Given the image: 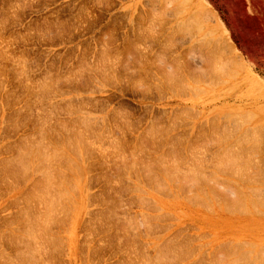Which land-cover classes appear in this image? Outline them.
Returning a JSON list of instances; mask_svg holds the SVG:
<instances>
[{"label": "rangeland", "instance_id": "obj_1", "mask_svg": "<svg viewBox=\"0 0 264 264\" xmlns=\"http://www.w3.org/2000/svg\"><path fill=\"white\" fill-rule=\"evenodd\" d=\"M243 118L246 119L243 120ZM79 121L83 123H79ZM82 127L90 131H85V135L82 134L83 132L80 133L83 135L82 137L87 135L86 140L89 137L88 142H85V139L81 140V135L73 134L78 130L80 132L84 131ZM90 128L93 129L90 130ZM221 129L223 130L221 131ZM44 130H46L45 135L42 134ZM153 131L154 133H152ZM67 132L69 134L73 133L69 136ZM66 136L70 137L73 142L68 140L67 144L65 141L69 138L65 139ZM96 136L99 137L96 138ZM75 138L83 143L85 142V144L82 142L78 144L80 141L75 140ZM33 139L35 143L37 142L36 145L33 144ZM38 139L43 142L45 140L44 143L47 140L48 143L50 142L56 147L47 143L48 145L45 144L47 147L42 146L43 150L40 147L41 145L38 144L40 142ZM61 139L65 140L62 141ZM56 140L59 143L58 146L61 145L60 150H55L57 148ZM29 142L33 145H31L32 147ZM43 142H40V144H43ZM70 142L72 146L69 145ZM263 142L264 0H0V176L2 175L0 177V263L3 262L2 257L7 261L3 262L4 264H28L30 260H35L38 256V258H41V247L45 248L46 252L51 250L52 243L50 240L52 241V238L49 236H51L50 233H54L53 236H55L57 231L56 236H58L59 242L61 239L62 244L57 241L56 236L53 237L56 244L54 246L59 247V244L61 246L59 247V253L54 251L56 256L58 254L59 257H54L55 264H164L163 261L165 264H170L171 261V264H176V262H178L177 264H213L214 261L217 264V260L220 263L222 260L225 262L224 256L226 255L230 256L228 259H231V256H238L236 260L234 259L235 261L230 260L234 264H243L242 261L249 256L251 257L250 260L248 259L251 262L250 264H264V207L260 206L261 204L264 205ZM73 143H76V146ZM238 143L240 144L238 145ZM51 145L55 147L52 151H57L55 156L56 154L57 157L59 156L58 151H61L63 147L66 150L63 151L66 153L71 152L70 156H67L64 152V158V153L61 151V154H63L59 156L61 158L58 159L61 160L58 161L57 157H53L54 153L51 152ZM65 145L68 146L65 147ZM80 145H83V147ZM241 145L245 146L242 147ZM29 146L31 148L35 146L34 148L37 149H34V153L32 152L34 155L25 154L31 151L28 152ZM38 147L44 152H41ZM67 147L70 151L67 150ZM72 147L75 148V150L73 148L74 151ZM20 148L24 150L23 153L20 151L22 154L19 152ZM169 148L175 149L174 155L176 157ZM168 149L170 152H168ZM247 149H249V152H247ZM35 151L40 152L35 155ZM45 151H48L47 154L52 153L51 158ZM78 151L80 155L77 154ZM40 153L46 154L49 160L46 158L47 160L43 159L44 161H42L41 158L44 157ZM170 153L174 159H178L176 162L178 164L171 166V168L174 167L173 169L169 168L170 163L171 165L176 163H172ZM14 154L20 155L15 156ZM160 154L163 156V159L160 160H163L162 162L167 161L168 165L164 164L168 168L163 163L162 168L158 166L161 164V161H158L159 158H162L159 157ZM24 155L28 156L27 160L30 158L33 164L36 160L35 165L27 161ZM164 155L168 156L170 163L168 158L165 157L167 160L164 158ZM234 156H241L239 159H242H235ZM20 157L25 158V160L21 159L23 160L22 164L27 161L29 166L27 164L24 166L30 169L26 174L29 178L25 177L26 181L23 177L20 180L18 178L21 176L17 172L19 171L18 168L23 166H17L20 165ZM69 157L72 159L78 157L77 160H79H75L76 162L80 161L78 164L81 169L77 167L76 162L70 161ZM156 157L157 159H155ZM37 158L40 161H37ZM11 159L14 162L10 161ZM65 159L70 163L67 164V160L64 161ZM242 160L247 162L250 160V162L244 164ZM63 161L66 162V165ZM140 161L143 166L140 165ZM38 162L40 165L45 164L44 167L37 165ZM238 162L239 165L242 163L248 167H243L242 164L230 167L231 169L234 168L233 170L228 167L231 166L230 164L234 165ZM53 163L56 166L54 169L64 170L60 174L66 176V178L64 176L63 178L67 179V182L59 177L61 175L58 174V171L54 174ZM72 163H75L76 166ZM144 163L145 165L148 164L147 167L144 166ZM12 164L15 167L17 166L16 170ZM46 164L49 165L47 168L45 167ZM69 164L72 165V168ZM8 165L11 170L14 168L17 177L11 174V179H8L10 174L5 171L9 169ZM57 165L62 169H58ZM68 165L70 169L76 167L77 170L76 168L71 170L72 174L70 170L66 169ZM164 166L167 170L170 169L168 170L171 172L170 174H176L178 178L175 177L176 175L173 178L172 175L173 182H171L172 179H168L169 172ZM195 166L198 170L201 169L202 174L200 176L205 175L208 177L207 175H209L212 178L209 179L208 177L205 180V176L203 178L197 175L200 172L197 173L198 170ZM217 166L218 168H216ZM34 167L36 173H33L35 171ZM48 167H51L52 171H50L53 172H50V174H53V177L55 175L56 179L60 178L63 182L61 181L62 184H58L55 178H50V181L54 180L57 185H60L58 188L61 192H63V189H68L66 193H69L70 188L71 194L75 193V195L71 196L72 198L70 195H64L68 196L66 199L69 198V200L77 196L75 199H77L78 204L67 205L65 202H70L66 201L55 183L54 185L51 184L52 194L55 195L54 198H52V194L50 195L52 199L48 195L50 193L47 194L43 190L44 188L38 190V184L43 181L46 185H43V183V187H48L46 182L50 181H47V178H49L47 176H45L46 182L42 180L38 183L41 180L39 177H44L46 173H43L49 169ZM191 167L192 170H190ZM37 168H46L42 173L43 175L41 174L42 176L38 173L40 171L37 172ZM146 168L151 172L149 170L147 172ZM241 168L242 173L240 174ZM141 169L145 175L142 174ZM134 170L137 175L134 174ZM163 170L168 172L167 175ZM173 170L174 173H172ZM74 171H76V174L78 171V176L81 175L80 178L77 176L76 181L79 180V184L76 183V186H78L75 187V190L72 187L75 185L73 184L75 179L72 183V180L70 181L72 177L75 178L74 176H76ZM184 171L187 173L192 172L188 173L187 176ZM245 171L248 174L250 173L247 174L248 177L244 173ZM261 171L263 175L260 173ZM25 172L27 173V170ZM56 173L59 178H57ZM192 174L195 176L194 183L190 181L193 178ZM216 174L218 177H216ZM161 175L167 177L163 178ZM253 175L256 177L254 178ZM243 177H247V179L245 180ZM37 178L38 180H36ZM176 178L177 180H174ZM196 178L200 179L197 180ZM34 179L37 181L34 185L36 188L38 186V192L43 190L41 195L38 194L41 196L40 199H42L43 194L42 201L44 198H49L48 201L53 199L59 201L60 199L61 205L65 204L68 207H63L64 210L61 209L59 212L60 215L66 210L67 213L68 209L73 210L71 213L72 218L70 210L69 215L65 213L68 216H66L67 219L70 220L71 218L68 225V220L62 217L65 214L61 217L59 214L57 215L58 218L62 219L61 223H59L60 219L54 217L49 221V217H52L50 208L53 211L56 204L52 207L47 200H44L48 203L46 206H51L47 211L50 212L47 213L50 216L45 220L49 225L47 228L52 229V224L50 226L48 221L53 223L54 228L53 231L44 228L47 232L46 235L49 234L48 237L51 238L50 240L47 239L49 243H46V239L43 240L48 238L45 237L43 224H40L42 227L38 224L37 229L34 226L38 221L41 223L40 220L35 219L37 216L39 217L38 214L45 213L40 208V202H38L39 204L36 203L38 199L34 200V197H38L35 192L36 189H33L35 186L32 185ZM11 180L15 185L13 186L17 188L19 186L22 192L19 191V188H10L12 185ZM15 180H17L16 184L14 183ZM68 180L73 189L68 184V187L65 186V182L68 183ZM178 180H180V183H174ZM22 181L25 183L23 184ZM247 181L251 182L248 183ZM50 183H53V181ZM224 183H227L229 190ZM8 184L9 189L6 186ZM201 184L204 186L200 189ZM215 184L220 189L217 186L215 187ZM53 186L64 199L60 194L57 196L61 198H58L57 193H53L56 190ZM64 186L67 189L62 188ZM180 186L183 187L180 188ZM137 187L138 189L141 187L140 192H138ZM211 187L217 188V190L213 188L215 192L211 190L217 196L213 194L212 197L211 191H208V189H212ZM235 187L234 191H237L239 187V193L234 192L235 198L238 199V194L239 196L240 194L243 195V192L245 195L242 196V198H245V202L242 200L245 205L244 208L249 211H244V205H241V203L239 204L242 207H238L240 205L234 206L237 203L235 201L234 204L226 202V199L227 201L234 199L232 189ZM248 188L252 190H248ZM27 189L30 192L34 190L36 196L32 192L31 194L34 197L29 194ZM17 190L19 192H16ZM241 190L243 191L241 192ZM24 194H27L26 198L31 197L29 200L33 199L32 201L36 205L38 204L39 208L32 201H29L32 206L27 203L26 208H24V203L27 202L23 196ZM196 194L198 195L197 199L194 197ZM189 195L190 197H188ZM252 195L256 196H254V202L255 200L259 202L260 198L263 199V202L261 201L259 205L258 202L254 203L257 207L252 205L254 210L250 205L251 201V204H253ZM11 196L14 199H10ZM223 196H226V199ZM230 196L233 199H230ZM191 197H194V201ZM207 197H210V199L208 200ZM214 197L217 199L214 200ZM242 198H239L238 202ZM18 199L21 200H19L20 203L17 202ZM237 199L234 200L237 201ZM199 200L201 203H199ZM54 201L51 202L52 205ZM60 201L59 203H61ZM196 201L197 203L194 204ZM206 201H209L208 204H206ZM192 202L193 204H191ZM204 202L206 203L204 204ZM59 203L58 205H60ZM226 203L233 206V209L231 206V208L227 207ZM20 205L23 209L32 212L24 211L25 216L29 213V216H35V218L28 217V215L25 217L22 214V208L21 211L18 209ZM27 205L30 207H27ZM61 205L58 206L57 210L60 209ZM32 207L38 208L41 212H38V209L35 208L32 210ZM223 207H226L225 209L229 208L230 212L225 211ZM235 208L239 213L236 212L237 210L234 211ZM241 208L244 213L240 211ZM57 210L54 209L53 214ZM35 212L37 214H34ZM42 213L41 215H44V218L48 216L45 215L46 213ZM21 215H23V219H21ZM24 217L32 218L36 222L30 220L31 223L28 224L29 219L25 220ZM38 217L37 219H42L43 222V217ZM151 218L159 219L154 221L153 225L155 222L156 225L158 224L156 227L153 226L154 229L153 227L148 229L146 225ZM10 219H12L11 222H9ZM20 220H24L23 223ZM6 221H8V224H6ZM57 221L58 225L56 226ZM62 223H66V226H61ZM30 224H34L32 227L35 229H30L31 238L33 239L34 236H37L34 237L36 239L40 238L39 242H35V244H39L38 246L41 249L40 255L37 252L39 248L28 237L30 234L26 236V233L22 231L25 229L24 226ZM6 225L11 226L12 230L9 231V227ZM14 225H17L18 228ZM2 228H4L3 231ZM55 228L61 229L58 232ZM16 230L19 231L18 234L21 232L22 236L25 234V238H22L21 241L20 235L17 238L14 237V232L17 235ZM25 230L27 231V229ZM36 230L40 231H38L39 234L43 233L39 235ZM47 230H50V233ZM35 231L36 234L32 237V233H35ZM64 231L69 233L67 234ZM8 235L11 236V239L9 237L7 239ZM12 238L20 241V244ZM24 239L31 241L26 243L28 240H25V244L23 243ZM64 240L67 242L65 243ZM166 242L178 245L185 242V244H189V250L187 249L184 257L175 258L173 252L169 255L168 252L170 251L166 250ZM30 243H32V247L36 246L37 251L33 250L34 248L32 250L37 254L31 252L35 256L33 255L32 259L27 258L26 260L25 255L22 256L24 253H21L20 250H25L26 254L31 248L28 245ZM237 243L239 247L243 244L240 249L245 251L239 252ZM22 244L25 246H22ZM154 244L156 245L154 246ZM223 245H227V248L219 249ZM157 246L161 249L158 250ZM232 248L235 252L234 250L231 251ZM27 249L28 251H26ZM236 249L238 251L237 256ZM162 250L167 253L165 259ZM30 251L28 254H30ZM43 251L42 260L45 258ZM220 251H223V253H221L222 255L219 254L218 259V254L217 257L214 254ZM16 252L19 253V256ZM54 252L53 255H55ZM157 252H159V256L162 255V261L161 259L158 260L160 257ZM241 252L246 256L245 258H240L239 253L243 255ZM246 252H250V254L245 255ZM225 253L227 254L225 255ZM230 253H235V255ZM20 255L24 261L19 259V257L21 258ZM211 256L216 257V259L211 258ZM155 257H158L157 260L155 259L157 262L159 261L158 263L154 260ZM169 257L174 258L169 261L170 263L166 262ZM7 258H11L13 261ZM57 258L60 261L56 260ZM178 260H181V263ZM45 261L47 262L46 258ZM244 261L245 264L249 263L247 260ZM30 262L29 264L32 263ZM219 262L218 264H220ZM230 263L228 262V264ZM225 264L227 263L225 262Z\"/></svg>", "mask_w": 264, "mask_h": 264}, {"label": "bare ground", "instance_id": "obj_2", "mask_svg": "<svg viewBox=\"0 0 264 264\" xmlns=\"http://www.w3.org/2000/svg\"><path fill=\"white\" fill-rule=\"evenodd\" d=\"M224 39H226V38H224ZM221 46H222V45H221ZM231 52H232V51H231ZM178 69H179V68H178ZM216 70H217V69H216ZM216 70H215V71H216ZM220 71H221V70H220ZM180 74H181V73H180ZM190 75H191V74H190ZM190 75H189V76H190ZM170 76H171V75H170ZM183 77H184V76H183ZM187 77H188V76H187ZM188 78H189V77H188ZM176 81H177V80H176ZM250 116H252V115H250ZM85 118H87V117H85ZM85 118H84V119H85ZM249 118H251V117H249ZM244 119H246V118H243V120H244ZM81 120H82V118H81ZM87 120H88V119H87ZM85 121H86V120H85ZM85 121H84V122H85ZM245 121H246V120H245ZM80 122H81V121H79V123H80ZM87 122H88V121H87ZM81 123H83V122H81ZM91 123H93V122H91ZM243 123H245V122H243ZM88 125H89V124H88ZM224 125H225V124H224ZM82 126H85V125H82ZM89 126H90V125H89ZM89 126H88V127H89ZM80 127H81V126H80ZM235 127H236V126H235ZM62 128H63V127H62ZM66 128H67V127H66ZM84 128H85V127H82V129H84ZM86 128H87V127H86ZM156 128H157V127H156ZM254 128H255V127H254ZM82 129H81V130H82ZM92 129H93V128H92ZM92 129L90 128V130H92ZM101 129H102V128H101ZM224 129H225V128H224ZM252 129H253V128H252ZM71 130H72V129H71ZM76 130H77V129H76ZM87 130H88V129H84V131H81V132H80L79 130H78V131H75V130H74L75 132H74V133L71 132V133H73V134H75V135H79V136L81 135V137H82L83 135L86 134V133L84 134V132H85V131L87 132ZM222 130H223V129H221V131H222ZM243 130H244V129H243ZM45 131H46V130H44V132L42 131V132H43L42 134L45 135ZM88 131H89V130H88ZM150 131H151V130H150ZM217 131H218V130H217ZM261 131H262V130H261ZM48 132H49V131H48ZM69 132H70V131H69ZM82 132H83V133H82ZM89 132H90V131H89ZM92 132H93V131H92ZM92 132L90 133V135L92 134ZM218 132H219V131H218ZM244 132H245V130H244ZM39 133H40V132H39ZM67 133H68V132H67ZM71 133H70V134H71ZM78 133H79V134H78ZM80 133H82L83 135L80 134ZM93 133H94V132H93ZM95 133H96V132H95ZM97 133H98V131H97ZM152 133H154V131H153ZM152 133H151V134H152ZM257 133H258V131H257ZM68 134H69V133H68ZM70 134H69V136H70ZM73 134H72V136H74ZM87 134H88V133H87ZM209 134H210V133H209ZM211 134H212V133H211ZM254 134H255V131H254ZM66 135H67V134H66ZM90 135H89V136H90ZM152 135H153V134H152ZM224 135H226V134H224ZM249 135H250V134H249ZM64 136H65V135H64ZM79 136H78V137H79ZM86 136H87V135H86ZM86 136H85V137H86ZM226 136H227V135H226ZM42 137H44V136H42ZM74 137H75V136H74ZM81 137H79V138H81ZM85 137H82L81 140H83V139L86 140ZM98 137H99V136H98ZM98 137L96 136V138H98ZM151 137H152V136H151ZM259 137H260V136H259ZM35 138H36V137H35ZM40 138H41V136H40ZM40 138H39V139H40ZM62 138H63V136H62ZM67 138H69V139H67ZM88 138H89V137H87V140H88ZM251 138H252V137H251ZM31 139H32V138H31ZM39 139H38V140H39ZM46 139H47V138H46ZM55 139H56V138H55ZM65 139H67V140L65 141V142L67 143V142H69L68 140H70V137H67V136H66ZM65 139H63V140L61 139V140L64 141ZM72 139H74V138L72 137ZM77 139H78V138H77ZM77 139L75 138V140H77ZM253 139L255 140L254 137H253ZM27 140H28V139H27ZM75 140H74V142L78 143L77 141H78L79 139H78L77 141H75ZM85 140H84V141H85ZM87 140H86L85 142H88L90 139H89L88 141H87ZM99 140H101V139H99ZM153 140H154V139L152 138V141H153ZM23 141H24V140H23ZM25 141H26V140H25ZM29 141H30V140H29ZM36 141H37V139H36ZM39 141H40L41 143L43 142V141H41V140H39ZM39 141H38V142H39ZM70 141H71V140H70ZM79 141H80V140H79ZM116 141H117V140H116ZM27 142H28V141H27ZM40 142H39L38 144L41 145L40 147L44 150V148H43L42 146L47 147L45 144H47L48 142H47V140H46V143H44V142H45V140H44L43 144H40ZM53 142H54V141H53ZM56 142H57V140H56ZM60 142H61V141H60ZM71 142H73V140H72ZM71 142L69 143L70 146H72ZM81 142H82V141H80L78 144H81ZM85 142H84V143L82 142V143L85 144ZM253 142H254V141H253ZM261 142H262V141H261ZM36 143H37V142H36ZM36 143L34 142V139H33V144L36 145ZM54 143H55V142H54ZM62 143H63V142H62ZM76 143H73V144L75 145ZM163 143H164V142H163ZM173 143H174V142H173ZM176 143H177V142H176ZM176 143H175V144H176ZM178 143H179V142H178ZM240 143H241V142H240ZM240 143H238V145H239ZM263 143H264V142H263ZM29 144H30V146L32 145L31 142H29ZM48 144H52V143L49 142ZM48 144H47V145H48ZM58 144H59V143L57 142V144H56V145H57V148H56L55 150H57V149L60 150L61 145L58 146ZM64 144H65V143H64ZM67 144H68V143H67ZM78 144H77V145H78ZM251 144H252V143H251ZM26 145H27V143H26ZM26 145H25V146H26ZM52 145H54V144H52ZM52 145H51V147H52ZM74 145H73V146H74ZM112 145H113V144H112ZM163 145H164V144H163ZM30 146L28 147V149L30 148L29 150L26 148V150H28V152L31 150L29 153H25V154H27V155H28V154L31 155L32 152L34 153V149L37 150L36 148H34L35 146H34L33 148H31L33 145H32L31 147H30ZM54 146H55V145H54ZM63 146H64V145H63ZM66 146H68V145H65V147H66ZM70 146H69V147H70ZM75 146H76V145H75ZM75 146H74V147H75ZM80 146H81V145H80ZM90 146H91V145H90ZM116 146H117V145H116ZM171 146H172V145H171ZM173 146H174V145H173ZM241 146H242V145H241ZM243 146H245V145H243ZM243 146H242V147H243ZM252 146H253V145H252ZM22 147H23V149H25L24 146H22ZM26 147H27V146H26ZM36 147H37V146H36ZM40 147H38V148H40ZM55 147H56V146H55ZM55 147H52V148H51V152L54 153L53 157H57V154H56V156H55V153H57V151L53 152ZM74 147H72V150H73ZM77 147H78V146H77ZM77 147H76V148H77ZM81 147H83V145H82ZM81 147H80V150H81ZM84 147H85V146H84ZM120 147H121V146H120ZM137 147H139V146H137ZM144 147H145V146H144ZM174 147H175V146H174ZM176 147H177V146H176ZM238 147H239V146H238ZM253 147H254V146H253ZM253 147H252V148H253ZM41 148H40V150H41ZM93 148H94V147H93ZM191 148H192V147H191ZM240 148H241V147H240ZM23 149L20 148L19 152L22 151V153H23V151H24ZM46 149H47V148H46ZM70 149H71V147H70ZM83 149L85 150V148H83ZM86 149H87V148H86ZM90 149H91V148H90ZM96 149H97V148H96ZM117 149H118V148H117ZM122 149H123V148H122ZM148 149H149V148H148ZM169 149L171 150V153H173V155H174V153H175V149H173V148H169ZM169 149H168V150H169ZM189 149H190V148H189ZM26 150H25V151H26ZM32 150H33V151H32ZM49 150H50V148H49ZM52 150H53V151H52ZM63 150H65L64 147H63V149H61V151L64 153L66 150H65V151H63ZM67 150H69L68 147H67ZM72 150H71V151H72ZM74 150H75V148H74ZM74 150H73V151H74ZM88 150H89V148H88ZM92 150H93V149H92ZM133 150H135V149H133ZM170 150H169L168 152H170ZM230 150H231V149H230ZM243 150H244V148H243ZM243 150H242V151H243ZM247 150H248L247 152H249V149H247ZM255 150H256V148H255ZM61 151H58L59 156H62V154H63V153L61 154ZM69 151H70V150H69ZM76 151H77V150H76ZM76 151H75V153H76ZM128 151H129V150H128ZM154 151H155V150H154ZM19 152H18V153H19ZM37 152H38V151H37ZM37 152L35 151V155H36ZM39 152H40V151H39ZM39 152H38V153H39ZM41 152H44V151L41 150ZM46 152H48V151H45V153H46ZM59 152H60V153H59ZM78 152H79V151H78ZM129 152H130V151H129ZM140 152L142 153V151H140ZM168 152H167V154H168ZM235 152H236V151H235ZM255 152H256V151H255ZM255 152H254V153H255ZM16 153H17V152H16ZM22 153L20 152V154H22ZM52 153H50V154L48 153L49 155H48L47 153H46V154L50 157V155L52 156ZM65 153H66V152H65ZM65 153H64L63 157L65 156ZM70 153H71V152H70ZM70 153L67 152L66 155H67V156H68V155L70 156ZM81 153H82V150H81ZM87 153H88V151H87ZM171 153L169 154V156L171 155ZM177 153H178V151H177ZM227 153H228V152H227ZM20 154H16V155L19 156ZM40 154H42V156L44 157V158H41L42 156L40 157V158L42 159V161H44L43 159H45V160L48 159V160H49V158L46 157V154H45V155H44L43 153H40ZM73 154H74V153H73ZM77 154L80 155V152L77 153ZM84 154H85V153H84ZM138 154H139V153H138ZM163 154H164V153H163ZM167 154H166V155H167ZM225 154H226V153H225ZM229 154H230V153H229ZM239 154H240V153H239ZM14 155H15V154H14ZM16 155H15V156H16ZM32 155H34V154H32ZM37 155H39V154H37ZM74 155H76V154H74ZM74 155H73V156H74ZM79 155H77V156H79ZM82 155H83V153H82ZM130 155H132V154H130ZM155 155H156V154H155ZM173 155H171V157H172ZM226 155H227V154H226ZM226 155H225V156H226ZM230 155H231V154H230ZM234 155H235V154H234ZM240 155H241V154H240ZM249 155H250V154H249ZM252 155H253V154H252ZM255 155H256V154H255ZM255 155H254V156H255ZM10 156H11V155H10ZM15 156H14V157H15ZM24 156H25V158H26V160H27V159H28V158H27L28 156H26V155H24ZM24 156H23V157H24ZM59 156L57 157V160H58V161L61 160V159H58V158H61V157H59ZM73 156H72V158H73ZM134 156H135V154H134ZM177 156H178V155H177ZM232 156H233V155H232ZM23 157H20V159H19L21 162H19V160H17V161L20 163V165H17V166H21V165L24 166L25 164L28 165V162H27V161H30L31 159L29 158V160L24 161L25 164H22V163H23L22 161L25 160V158H23ZM29 157L32 158L33 156H29ZM36 157H37V156H36ZM63 157H62V158H63ZM79 157H81V156H79ZM152 157H153V156H152ZM154 157H155V156H154ZM159 157H162V158H159ZM159 157H158V158H159L158 161H161V164L158 165V166H161V168H162V165H163L164 163H165L166 165H168V164H167V163H168L167 161H166V162H162L163 160H160V159H163V156H162L161 154H160ZM165 157H166V156L164 155V158H165ZM171 157H170V159L172 160V163H173V162L176 163V162L178 161V159H177V160H176V158L174 159V157H176L175 155H174V157H172V158L174 159V161H173V159H172ZM229 157H230V156H229ZM237 157H238V158H237ZM240 157H241V156H240ZM240 157H239V156H236V157L234 156L235 159H239ZM252 157H253V156H252ZM7 158H8V157H7ZM38 158H39V157H38ZM38 158H37V159H38ZM46 158H47V159H46ZM50 158H51V157H50ZM64 158H65V157H64ZM72 158L69 157V160H70V161L72 160V162H73V161L76 162V160H77L78 157L75 158L76 160H75V159H72ZM82 158H83V156H82ZM84 158H85V157H84ZM122 158H123V157H122ZM134 158H135V157H134ZM166 158H168V156H167ZM166 158H165V159H166ZM179 158H180V157H179ZM217 158H218V157H217ZM225 158H226V157H225ZM227 158H228V157H227ZM247 158H248V157H247ZM254 158H255V157H254ZM9 159H10V158H9ZM12 159H13V158H12ZM12 159H11L10 161H13V162H14V160H12ZM21 159H23V160H21ZM32 159H36V158L34 157V158H32ZM52 159H53V158H52ZM54 159H55V158H54ZM67 159H68V158H67ZM67 159H65L64 161H66ZM124 159H125V158H124ZM155 159H157V157H156ZM165 159H164V160H165ZM168 159H169V158H168ZM170 159L168 160L169 163L171 162ZM222 159H223V158H222ZM241 159H242V158H241ZM241 159H239V160H241ZM57 160H56V161H57ZM78 160H79V159H78ZM78 160H77V161H78ZM80 160H81V158H80ZM133 160H134V159H133ZM166 160H167V159H166ZM219 160L221 161V159H219ZM225 160H226V159H225ZM228 160H230V158H228ZM231 160H232V157H231ZM10 161H9V162H10ZM17 161H15V163H18ZM32 161H33V160H32ZM34 161H35V162H34ZM34 161H33L34 164H33L31 161H30V162H31L33 165H35L36 160H34ZM37 161H40V159H38ZM42 161H41V162H42ZM64 161H63V162H64ZM70 161L68 162V160H67V161H66L67 164L70 163ZM153 161H154V160H153ZM158 161H157V162H158ZM216 161H217V160H216ZM223 161H224V160H223ZM223 161H222V162H223ZM235 161H236V160H235ZM242 161H243L244 164H245V162H247L248 159H247V161H244V160H242ZM252 161H253V160H252ZM7 162H8V160H7ZM7 162H6V164H8ZM13 162H11V163H13ZM26 162H27V163H26ZM30 162H29V163H30ZM41 162H40V163H41ZM47 162H48V161H47ZM47 162H46V163H47ZM52 162H53V161H52ZM66 162H64L65 165H66ZM79 162H80V161H79ZM79 162H76V163L78 164ZM146 162H147V161H146ZM185 162H186V161H185ZM191 162H192V161H191ZM233 162H234V160H233ZM239 162H241V161H239ZM239 162H238V164H234V165L230 164L231 166H228V167H229V168L232 167V166L235 167L236 165L240 166L242 163H240V165H239ZM249 162H250V160H249ZM249 162H247V163L249 164ZM11 163H10V164H11ZM19 163H18V164H19ZM132 163H134V162H132ZM136 163H137V162H136ZM140 163H141V161H140ZM149 163H150V162H149ZM162 163H163V164H162ZM179 163H180V162H179ZM223 163H224V162H223ZM251 163H252V162H251ZM253 163H254V162H253ZM256 163H257V162H256ZM10 164H9V165H10ZM32 164H30V165H32ZM38 164H39V162L37 163V165H38ZM50 164H51V163H50ZM57 164H58V163H57ZM74 164H75V163H72V165H74ZM83 164H84V163H83ZM127 164H128V163H127ZM152 164H153V163H152ZM165 164H164V165H165ZM177 164H178V163H176V164H174V165H173V164L171 165V163H170L169 168H170V169H173L174 167L171 168V166H175V165H177ZM182 164H183V163H182ZM227 164H228V163H227ZM244 164H242L241 166H243V167L247 166V165H244ZM3 165H4V162H3ZM3 165H2V167H3ZM9 165H8V168L10 167ZM12 165H13V164H12ZM27 165H26V166H27ZM33 165H32V166H33ZM44 165H45V164H41V165L39 164V166H43V167H44ZM52 165L54 166V163H53ZM69 165H70V164H69ZM69 165H68V167H66V166H64V167H66V169H67V170H70V171H71V170H74V169L76 168V167H74V166H76V164L73 166L74 169H70V168H69ZM72 165H70L71 168H72ZM78 165H79V164H78ZM78 165H77V167H80V165H79V166H78ZM132 165H133V164H132ZM134 165H135V163H134ZM140 165L143 166L142 163H141ZM147 165H148V164L145 165V163H144V166H145V167H147ZM166 165H165V166H166ZM194 165H195V164H194ZM256 165H258V164H256ZM0 166H1V165H0ZM4 166H5V165H4ZM13 166H14V168H15V170H16L17 166H16V167H15V165H13ZM23 166H21V168L19 167V168H18L19 171H17L19 175L21 174V176L18 177L19 180H20L21 177H23V178L26 177L27 179H29V178L27 177L28 175H26V174H28V170H30V169H29V168H26L25 166H24V167H25V169H24ZM28 166H29V165H28ZM47 166H49V165L46 164L45 167L47 168ZM150 166H151V165H150ZM150 166H149V167H150ZM165 166H164V168H165ZM218 166H219V165H218ZM218 166H217L216 168H218ZM2 167H1V170H2ZM35 167H36V166H35ZM35 167H34L35 171H33V173H34V172L36 173V168H35ZM55 167H56V166L53 167L54 174H55V172H57V171H58V174L62 173L61 171H64L62 168H59L58 165H57V167H58V169H62L61 171H60V170H57V169H54ZM126 167H128V166H126ZM126 167H125V168H126ZM131 167H133V166H131ZM136 167H137V166H136ZM140 167H141V166H140ZM155 167H156V166H155ZM179 167H180V166H179ZM197 167H198V166H197ZM226 167H227V165H226ZM247 167H248V166H247ZM249 167H250V165H249ZM6 168H7V166H6ZM14 168H13L12 170L9 168L10 171H9V169H8V170H7V169H6V170L4 169L5 171L8 172L7 174H10V175H9L10 178H8V179H11V174H12L13 176L16 175V177H17V172L14 170ZM30 168H32V167L30 166ZM41 168H42V167H41ZM46 168H44V169H46ZM48 168H49V169H47V171L49 170V171H48L49 173H48L47 171H45L44 169H40V168H39V169H40V170H39V169L37 168V172L40 171V172H38L40 175H41L44 171H45V172H44L43 174H45V173L47 174V173H48V175L45 174L44 177H39V179H41V180H39L38 183L41 182L42 180H45V182H46V179H45L46 177H45V176L49 177V178H47V181H50V178H53V179L55 178V179H56V176H55V175H54V177H53V174H50V172L52 171V170H51V167H48ZM134 168H135V166H134ZM134 168H133V169H134ZM141 168H143V167H141ZM157 168H158V167H157ZM164 168H163V169H164ZM166 168H168V166H166ZM166 168H165V169H166ZM176 168H177V167H176ZM195 168H196V166H195ZM199 168H200V167H199ZM255 168H256V167H255ZM34 169H33V170H34ZM64 169H65V168H64ZM79 169H81V167H80ZM165 169H164V170H165ZM170 169H168V170H170ZM196 169H197V168H196ZM221 169H222V168H221ZM230 169H231V168H230ZM233 169H234V168H232L231 170H233ZM235 169H236V168H235ZM237 169H239V168L237 167ZM248 169H249V168H248ZM248 169H247V171H248ZM25 170H27V173L25 172ZM50 170H51V171H50ZM76 170H77V168H76ZM128 170H129V169H128ZM130 170H131V169H130ZM135 170H136V169H135ZM135 170H134V171H135ZM141 170H142V169H141ZM143 170H144V168H143ZM143 170H142V174L145 175V173H143ZM146 170H147V172H148L149 169L146 168ZM164 170H163V171H164ZM166 170H167V169H166ZM168 170H167V171H168ZM190 170H192V167H191ZM194 170H195V169H194ZM197 170H198V169H197ZM200 170H201V169H200ZM200 170L197 171V173H198V172H200V173H198V174L196 173V174L199 175V176H200V174H202V172H201ZM216 170H217V169H216ZM223 170H224V169H223ZM226 170H227V169H226ZM244 170H246V169H244ZM254 170H255V169H254ZM256 170H257V169H256ZM41 171H42V172H41ZM59 171H60V172H59ZM79 171H80V170H79ZM149 171H150V170H149ZM175 171H176V170H175ZM187 171H188V170H187ZM219 171H221V170H219ZM219 171H218V173H219ZM228 171H229V170H228ZM228 171H227V173L230 172V171H229V172H228ZM238 171H239V170H238ZM240 171H241V172H240V174H241V173H242V168H241ZM247 171L244 172L246 175L248 174V173H246ZM258 171H259V170H258ZM3 172H4V171H3ZM123 172H124V171H123ZM145 172H146V171H145ZM147 172H146V173H147ZM150 172H151V171H150ZM164 172H166V171H164ZM168 172H169V171H168ZM168 172H166L165 174L167 175ZM181 172H182V170H181ZM184 172H185V174H187V176H188V173H191L192 171H191V172H188V173H187L186 171H184ZM194 172H195V171H194ZM236 172H237V171H236ZM236 172H235V174H236ZM51 173H53V172H51ZM63 173H64V172H63ZM69 173H70V172L68 171V174H69ZM71 173L73 174L72 171H71ZM74 173L76 174V171H74ZM79 173H80V172H79ZM128 173H129V172H128ZM136 173H137V172L135 171L134 174L137 175ZM160 173H161V172H160ZM160 173H159V174H160ZM170 173H171V172H169V174H170ZM172 173H174V170H173ZM177 173H179V172H177ZM214 173H215V172H214ZM220 173H221V172H220ZM232 173L234 174V172H232ZM244 173H243V174H244ZM257 173H258V172H257ZM260 173H262V171H261ZM2 174H3V173H2ZM30 174H31V171H30ZM30 174H29V175H30ZM43 174H42V175H43ZM56 174H57V173H56ZM58 174H57V178L61 177L62 180L66 178V176H65L64 174H63V176H64L65 178H63V176H62L61 174H60L61 176L58 177ZM72 174H71V175H72ZM138 174H139V173H138ZM140 174H141V173H140ZM140 174H139V175H140ZM169 174H168V179L171 178V176L173 175V174H170V177H169ZM182 174H184V173L182 172ZM182 174H181V176L183 177ZM193 174L195 175V173H193ZM193 174H192V177H193V178L191 177L192 180H190L191 182L194 181V177H195V176H194ZM209 174H210V173H209ZM238 174H239V173H238ZM240 174H239V175H240ZM245 174H244V175H245ZM249 174H250V173H249ZM249 174H248V175H249ZM258 174H259V173H258ZM34 175H35V174H34ZM40 175H39V176H40ZM42 175H41V176H42ZM50 175H51V177H50ZM71 175H70V176H71ZM135 175H134V176H135ZM146 175H147V174H146ZM166 175H165V176H166ZM174 175H176V174H174ZM174 175L172 176L173 178L177 177V175H176L175 177H174ZM236 175H237V174H236ZM248 175H247V177H248ZM254 175H256V174H254ZM254 175H253V177H254ZM262 175H263V173H262ZM1 176H2V175H1ZM1 176H0V177H1ZM5 176H6V175H5ZM32 176H33V174H32ZM77 176H78V171H77L76 176H74L75 178L72 177V179H70V181L72 180L71 183L73 182L74 179H75V181H76ZM80 176H81V175H80ZM80 176H78V178H80ZM161 176H162V175H161ZM165 176H164V177H165ZM184 176H186V175H184ZM190 176H191V174H190ZM204 176H205V175H202V176H200V177H203V178H204ZM207 176L209 177V175H207ZM211 176H212V175H211ZM250 176H251V175H250ZM250 176H249V177H250ZM259 176H260V175H259ZM6 177H8V176H6ZM16 177H15V178H16ZM30 177H31V176H30ZM68 177H69V176H68ZM162 177H163V176H162ZM164 177H163V178H164ZM166 177H167V176H166ZM208 177L205 176V180H206ZM214 177H215V175H214ZM216 177H218L217 174H216ZM247 177H246V178L243 177V178L246 180ZM255 177H256V176H255ZM255 177H254V178H255ZM257 177H258V176H257ZM2 178H3V177H2ZM26 178H25V181H26ZM42 178H43V179H42ZM69 178H70V177H69ZM69 178H68V179H69ZM81 178H82V177H81ZM177 178H178V177H177ZM177 178L174 179V180H177ZM179 178H180V177H179ZM186 178L188 179V177H186ZM210 178H212V177H209V179H210ZM236 178H237V177H236ZM8 179H7V180H8ZM13 179H14V177H13ZM48 179H49V180H48ZM171 179H172V178H171ZM171 179H170V180H171ZM187 179H186V181H187ZM196 179L198 180V179H200V178H196ZM216 179H217V178H216ZM228 179H229V178H228ZM241 179H242V178H241ZM250 179L253 180L252 178H250ZM2 180H3V179H2ZM22 180H23V179H22ZM30 180H31V179H30ZM36 180H38V178H37ZM56 180L58 181V182H57L58 184H62V182H63L60 178H59V179H56ZM65 180H66V182H67V179H65ZM65 180H64V181H65ZM203 180H204V179H203ZM8 181H9V180H8ZM16 181H17V180H15V182H14L15 184H16ZM23 181H24V180H23ZM23 181H22V183L24 184L25 182H23ZM27 181H28V180H27ZM34 181H35V179L32 181V182H33V184H32L33 186H35L34 184H36V182H37V181H35V182H34ZM51 181H53V183H50ZM51 181L48 182V183L46 182L47 186L50 187L51 189H50V188L48 189V187L45 188L46 185H45L44 181H43L42 183H39V184L37 183V184L39 185V188H38V186H37L38 190L44 188L43 190L46 191L47 194L50 193V194H48L50 198H51L50 195L52 194V191H51V190H53V189H52V185H54V183H55V184H56V187H57L58 190H59L58 187L60 186V185H57V183H56L54 180H51ZM59 181H60V182H59ZM61 181H62V182H61ZM70 181L68 180V183L65 182V186H66L67 184L69 185V182H70ZM75 181L73 182V184H75V185L72 186V187H74V189L71 187V185H69L73 190H75V189H76L75 187L78 186V185L76 186V183L79 184V183H78L79 180H77L76 182H75ZM164 181H165V180H164ZM179 181H180V180H178L177 182L175 181L174 183H180ZM183 181H184V180H183V178H182V182H183ZM224 181H225V180H224ZM227 181H228V180H227ZM253 181H254V180H253ZM253 181H252V182H253ZM258 181H259V180H258ZM28 182H29V181H28ZM171 182H173V179L171 180ZM171 182H169V183H171ZM188 182H189V181H188ZM200 182H201V180H200ZM204 182H205V181H204ZM204 182H203V183H204ZM231 182H233V181H231ZM235 182H236V181H235ZM247 182L250 183L251 181H250V182L247 181ZM2 183H3V182H2ZM7 183H8V182H7ZM10 183H12V185H11L10 188H12V187L15 186V185L13 184L12 180H11ZM43 183H44V184H43ZM136 183H137V182H136ZM185 183H186V182H185ZM193 183H194V182H193ZM195 183H196V180H195ZM215 183H216V182H215ZM256 183H257V182H256ZM18 184H19V183H18ZM26 184H27V183H26ZM42 184L45 185V186L43 187ZM51 184H52V185H51ZM73 184H72V185H73ZM187 184H188V183H187ZM191 184H192V183H191ZM206 184H208V183H206ZM224 184H225V183H224ZM232 184H233V183H232ZM260 184H261V183H260ZM13 185H14V186H13ZM32 185H31V187H32ZM49 185H50V186H49ZM63 185H64V184H63ZM63 185H61V186H63ZM68 185H67V187H68ZM173 185H174V184H173ZM178 185H180V184H178ZM181 185H183V184H181ZM185 185H186V184H185ZM193 185H194V184H193ZM193 185H192V186H193ZM197 185H198V183L196 184V186H197ZM225 185H226V188H227V187H228L227 183H226ZM229 185H230V183H229ZM6 186L8 187L9 184L6 185ZM16 186H17V185H16ZM23 186H24V185H23ZM40 186H42V188H40ZM65 186L62 187V188H66ZM176 186H177V185H176ZM183 186H184V185H183ZM183 186H182V187H183ZM187 186H188V185H187ZM203 186H204V185H203ZM203 186H202V184H201L200 189H201V187H203ZM208 186L210 187V185H208ZM216 186H217V185L215 184V187H216ZM232 186H233V185H232ZM232 186H231V187H232ZM236 186H237V185H236ZM151 187H152V186H151ZM167 187H168V185H167ZM173 187H174V186H173ZM182 187L180 186V188H182ZM190 187H191V186H190ZM190 187H188V188H190ZM215 187H211L212 189H208V191H209V190H210V191L213 190V191L215 192V190H217V188H215ZM217 187H218V186H217ZM223 187H224V186H223ZM251 187H252V186H251ZM255 187H256V186H255ZM14 188L18 189L19 186H18V188H17V187H14ZM34 188L36 189L35 192L37 193V195H38L39 193H40L39 195H41V193L43 192V190H41L42 192H41V191L38 192L36 186L33 187V189H34ZM53 188H55V187L53 186ZM60 188H61V187H60ZM62 188H61V190H62ZM140 188H141V187H139V189H140ZM176 188H177V187H176ZM180 188H178V189H180ZM185 188H187V187L185 186ZM193 188L195 189V187H193ZM198 188H199V187H198ZM198 188H197V191H198ZM213 188H214L215 190H214ZM218 188H219V187H218ZM232 188H233V187H232ZM232 188H231V189H232ZM238 188H239V187H238ZM238 188H237V191H234V190L236 189V187H235L234 189H232V190H233L232 192H233V197H234V199H237V198H235V196H234V192L237 193V192L239 191ZM259 188H260V187H259ZM6 189H7V188H6ZM8 189H9V187H8ZM19 189H20V188H19ZM30 189H31V188H30ZM45 189H46V190H45ZM47 189L50 190L51 192H50V191L48 192ZM55 189H56V188H55ZM57 189L54 190L53 193H54V194L57 193L56 196L60 194V196H61L63 199H64V197H65V199H66L69 195H70V197L73 196V195H75V193H72V194H71L72 191H71L70 188H69V191H68L70 194H69V193H66V191L68 190V189L66 188L67 190H65V189L62 190L63 192H61V191L59 190V192H61L62 195H64V194L68 195L67 197H66V195H64V197H63V196L61 195V193H58V190H57ZM137 189H138V187H137ZM139 189H138V192H140ZM200 189H199V190H200ZM219 189H220V188H219ZM227 189H228V188H227ZM229 189H230V188H229ZM229 189H228V190H229ZM257 189H258V188H257ZM13 190H14V189H13ZM27 190H28V189H27ZM64 190H65V191H64ZM150 190H151V189H150ZM164 190H165V189H164ZM168 190H169V188H168ZM181 190H182V189H181ZM202 190H203V189H202ZM204 190H206V189H204ZM222 190H225V189H222ZM248 190H252V189H249V188H248ZM19 191H21V189H20ZM19 191L17 190L16 192H19ZM28 191H29V194H31V192H32V193H34V195L36 196L35 192H33L34 190H32L31 192H30V190H28ZM56 191H57V192H56ZM70 191H71V192H70ZM76 191H78V190H76ZM166 191H167V190H166ZM173 191H174V190H173ZM183 191H184V190H183ZM185 191H186V190H185ZM230 191H231V190H230ZM242 191H243V190H241V192H242ZM259 191H260V190H259ZM14 192H15V191H14ZM21 192H22V191H21ZM64 192H65V193H64ZM155 192H156V191H155ZM174 192H175V191H174ZM187 192H188V191H187ZM201 192H202V191H201ZM204 192L206 193V191H204ZM214 192L211 191V193H212V197L214 196L213 194H215ZM228 192H229V191H228ZM241 192H240V193H241ZM249 192H250V191H249ZM254 192H256V191H254ZM181 193H182V191H181ZM185 193H186V192H185ZM199 193H200V192H199ZM205 193H204V194H205ZM211 193H210V194H211ZM216 193H218V192H216ZM230 193H231V192H230ZM238 193H239V192H238ZM246 193H247V191H246ZM257 193H258V191H257ZM18 194H19V193H18ZM20 194H21V193H20ZM139 194H141V193H139ZM173 194H174V193H173ZM177 194H178V193H177ZM193 194H195V193L193 192ZM193 194H191V195L193 196ZM221 194H222V193H221ZM223 194H224V193H223ZM231 194H232V193H231ZM242 194H243V195L240 194L241 197H240L239 194H238V199H237V201L234 200L233 197H231L232 195L230 196V199H233L232 201H229V200L227 201L226 196H223V197H225L226 202H231L232 204H234V201H235V202L238 203V204L236 203V205H234V206L240 205L239 203H241V205H244L243 203L245 202V200H244L245 198H242V196L244 197L245 195H244L243 192H242ZM250 194H251V193H250ZM254 194H255V193H254ZM10 195H11V194H10ZM16 195H17V194H16ZM16 195H15V196H16ZM26 195H27V194H26ZM26 195L24 194L23 196L26 198ZM31 195H33V194H31ZM34 195H33V197H34ZM39 195H38V197H34V200H35V199H38L37 201L35 200L36 203L40 202V204H39V203H38V204L41 205L40 208L43 209V210H42V209H41V210H42V211H45L46 214H45L44 212L42 213V212L38 209L39 206H38V204L36 205V203H34V202L32 201L33 199L29 200L31 197L26 198V200L24 199V200L27 201V202H25L24 200H22V201L25 202V203H24V206H23L24 208H26L25 205H26L27 203H30L29 201H32V203H34L36 206H38V208H35V207H34L36 210L38 209V210H37L38 212L40 211L42 214L48 215V216H46V217L44 218V215H41V213L38 214L39 217H40V216L43 217V219H44L43 222H42V219H37L38 216H37L36 218H35V216H29V213H27V212H30L31 210H30V211H29V210L27 211V210L23 209V208L21 207V206L23 205L22 203H21L22 205H20V208H18V209H20V211H21V208H22V210H23L22 214H24V216H25L24 211H27L26 213H27L28 217H34L37 221H38V220L41 221V223H39V221H38L36 225H34V224H30V225H27V226H29V227L24 226L25 229H27V231H26L25 229L22 230V231H23L24 233H26V236L29 235V234L31 233L30 229L33 228V227H32L33 225H34L35 227H36V226L39 227L40 224H43V229H44V228H45V229H51L50 227L47 228V226H49V225H47V222L45 221L46 219H48L47 217H49V216L52 214V217H49V221H50L53 217H54V218H58L57 215H58V214L60 215L59 212H60L61 209L64 210L63 207H65V206L67 207V205L72 204V203H73V204H76V203L78 204L77 199H75L77 196H75V198L73 197V199H72L74 202L77 201V202H75V203H74L72 200H69V198L66 199V201L68 200L70 203L65 202V200H64V202L67 203V205H65V204H64V205H61L62 202L60 201V199H59V201H60L61 203H59V201L56 200V199H55V201H54V199L51 200V201H48L49 198H46V199L44 198V200H45V201L47 200V202H49L50 205H51L52 207H53L55 204L58 205V203L61 205L60 209H58V210H57V208H59L58 206H60V205H58V206L55 205V206H54V209L57 210V212H58V213H57L56 211L54 212V214L56 213V214H55L56 217H55V216H53V215H54V214H53L54 209H53V211H52V209L50 208L51 206H50V205H48L49 207L46 206V204H48V203H47V202H44V200L42 201V199H43V197H44L43 194H42V199H40L41 196H39ZM48 195H47V196H48ZM52 195H53V194H52ZM180 195H181V194H180ZM182 195H183V194H182ZM205 195H207V194H205ZM215 195H216V194H215ZM255 195H257V194H255ZM255 195H254V196H255ZM259 195H260V194H259ZM12 196H13V195H12ZM12 196H11V197H12ZM23 196H22V197H23ZM60 196H59V197L57 196V197H58V198H61ZM140 196H141V195H140ZM142 196H143V195H142ZM144 196H145V194H144ZM197 196H198L197 194L194 195L195 199H197ZM216 196H217V195H216ZM218 196H219V195H218ZM236 196H237V194H236ZM252 196H253V195H252ZM254 196H253L252 200L255 199L256 196H255V197H254ZM16 197H17V196H16ZM19 197H20V196H19ZM33 197H32V198H33ZM54 197H55V195L52 196V198H54ZM184 197H185V196H184ZM184 197H183V198H184ZM188 197H190V195H189ZM194 197H193V198H194ZM200 197H201V195H200ZM219 197H220V196H219ZM223 197H222V200L224 199ZM52 198H51V199H52ZM71 198H72V197H71ZM71 198H70V199H71ZM139 198H140V197H139ZM141 198H143V197H141ZM147 198H148V196H147ZM185 198H187V197H185ZM185 198H184V199H185ZM193 198L191 197V199H193ZM239 198H242V199H240L241 201L238 202ZM10 199H14V198L12 197V198H10ZM16 199H17V198H16ZM20 199H21V197H20ZM20 199H18V201H17V200H16V201H17L18 203H20V202H19ZM39 199H40V200H39ZM74 199H75V200H74ZM189 199H190V198H189ZM198 199H199V198H198ZM207 199L209 200L210 197H209V198L207 197ZM215 199H217V198L214 197V200H215ZM218 199H219V198H218ZM220 199H221V197H220ZM247 199H248V198H247ZM256 199H259V198H256ZM261 199H262V198H260V201H259V202L257 201V202H258V205H259V203H260L261 201L263 202V199H262V200H261ZM61 200H62V199H61ZM146 200H147V199H146ZM204 200H205V199H204ZM222 200H221V201H222ZM242 200H243L244 202H243ZM248 200H249V199H248ZM20 201H21V200H20ZM53 201H54V204L52 205L51 202L53 203ZM56 201H57V203H56ZM62 201H63V200H62ZM71 201H72V202H71ZM149 201H150V199H149ZM154 201H155V200H154ZM192 201H194V199H193ZM199 201H200V200H199ZM199 201H198V202H199ZM223 201H224V200H223ZM249 201H251V200H249ZM249 201H248V202H249ZM17 202H16V203H17ZM43 202H44V203H43ZM64 202H63V203H64ZM147 202H148V201H147ZM150 202H151V201H150ZM155 202H156V201H155ZM206 202H207V203H206ZM206 202H204V204H205V203L208 204L209 201H206ZM255 202H256V200H255ZM255 202H254V200H253V204H251L252 201L250 202V205H251V207H252L253 210H254L253 206H256V205L254 204ZM257 202H256V203H257ZM32 203H30V205H31ZM42 203H43V204H42ZM153 203H154V202H153ZM196 203H197V201H196L194 204H196ZM199 203H201V201H200ZM199 203H198V204H199ZM202 203H203V202H202ZM214 203H215V202H214ZM217 203H218V202H217ZM222 203H224V202H222ZM231 203H230V204H231ZM44 204H45V205H44ZM79 204H80V203H79ZM191 204H193V202H192ZM210 204H211V203H210ZM12 205H13V204H12ZM154 205H155V204H154ZM154 205H152V206H154ZM222 205H223V204H222ZM241 205L238 206V207H242ZM252 205H253V206H252ZM31 206H32V205H31ZM42 206H46V207H44V208H46V210H44V208H43ZM70 206H71V205H70ZM83 206H84V205H83ZM156 206H158V205H156ZM156 206H155V207H156ZM201 206H202V205H201ZM204 206H205V205H204ZM206 206H207V205H206ZM216 206H217V205H216ZM226 206L228 207L229 204L226 203ZM230 206H231V205H230ZM230 206H229V208L232 207V209H233V206H231V207H230ZM260 206H263V207H264L263 204H261ZM27 207H30V206L27 205ZM47 207H48V209H47ZM55 207H56V208H55ZM76 207H77V206L75 205V208H76ZM238 207H237V208H238ZM244 207H245V205L243 206V208H244ZM256 207H257V206H256ZM34 208L32 207V210H34ZM49 208H50V210H51L52 213L47 212V211H49ZM67 208H68V207H67ZM67 208H65V209H67ZM72 208H73V207H72ZM153 208H154V207H153ZM156 208H157V207H156ZM206 208H207V207H206ZM209 208H210V207H209ZM223 208H224V207H223ZM225 208H226V207H225ZM225 208H224V209H225ZM229 208H228V209H229ZM237 208H235L234 211L237 210ZM27 209H29V208H27ZM30 209H31V208H30ZM224 209H223V210H224ZM228 209H225V211L227 210V212H230V210H228ZM257 209H258V208H257ZM257 209H256V210H257ZM69 210H70V209H68V212L71 211V210H70V211H69ZM238 210H239V208H238ZM238 210H237L236 212L239 213ZM245 210H246V208H244V211H245ZM256 210H255V212H257ZM20 211H19V213H20ZM66 211H67V210H66ZM66 211H65V212L62 211L63 213H61V215H64V214L66 213ZM72 211H73V210H72ZM72 211L70 212V214L72 213ZM156 211H157V210H156ZM240 211H243L242 208H241ZM244 211H243V213H244ZM246 211H249V210L247 209ZM258 211H259V209H258ZM68 212L66 213L67 215H69ZM231 212H232V210H231ZM30 213H32V212H30ZM47 213H50V215L47 214ZM261 213H262V212H261ZM16 214H17V213H16ZM20 214H21V213H20ZM34 214H37V212H35ZM66 214H65L64 216H62V217H65V218H66V216H67ZM77 214H78V213H77ZM27 215H26V216H27ZM31 215H33V214H31ZM61 215H60V217H61ZM145 215H148V214H145ZM21 216H22L21 219H23V215H21ZM26 216H25V217H26ZM107 216H108V215H107ZM155 216H156V215H155ZM16 217H17V215H16ZM25 217H24V218H25ZM39 217H38V218H39ZM67 217H68V216H67ZM65 218H64V220H65ZM71 218H72V214H71ZM71 218H70V220H71ZM127 218H128V217H127ZM12 219H13V218H12ZM12 219H10L9 222H11ZM17 219L19 220V218H17ZM26 219H29V218H25V220H26ZM58 219H60V218H58ZM129 219H130V218H129ZM143 219L146 220V218H144V217H143ZM30 220L33 221L34 219H33V220H32V218L29 219V220H28V224L31 223V222H29ZM55 220H57V219H55ZM61 220H62V219L59 220V223H61ZM66 220H68V221H67V225H68V222H69L70 220H69V218H68V219L66 218ZM66 220H65V221H66ZM155 220H159V219H157V218H151V219H149V222L147 221L146 225L148 226V229H151L154 225H155V227L158 225V224L156 225V222H155V224L153 225V223H154ZM20 221H22V220H20ZM20 221H18V222H20ZM23 221H24V220H23ZM23 221H22V223H23ZM34 221H35V220H34ZM44 221H45V223H46L45 226H44ZM49 221H48V223L50 224V226H51V224H52V229H51V230L53 231V229H54V228H53V223H52V222H49ZM65 221H64V222H65ZM129 221H130V220H129ZM6 222H7L6 224H8V221H6ZM13 222H14V221H13ZM25 222H26V221H25ZM35 222H36V221H35ZM141 222H142V221H141ZM26 223H27V222H26ZM32 223H33V222H32ZM127 223H128V222H127ZM9 224H11V223H9ZM15 224H17V223H15ZM18 224H19V223H18ZM38 224H39V225H38ZM55 224H56V226H57V225H58V221H57V223H55ZM62 224H63V225H62ZM62 224H61V226H63V227H64V225L66 226V223H65V224L62 223ZM69 224H70V222H69ZM143 224H144V223H143ZM143 224H142V225H143ZM19 225H20V224H19ZM25 225H26V224H25ZM92 225H93V224H92ZM151 225H152V226H151ZM2 226H4V225H2ZM6 226H7V225H6ZM11 226L13 227V224H12ZM11 226H10V227H11ZM14 226L18 228L17 225H14ZM21 226H22V225H21ZM40 226H41V225H40ZM69 226H70V225H69ZM69 226H67V227H69ZM7 227H9V225H8ZM10 227H9V231H10V229H11ZM24 227H22V228H24ZM41 227H42V226H41ZM41 227H40V228H41ZM67 227H66V228H67ZM28 228H29V229H28ZM40 228H39V229H40ZM56 228H58V227H56ZM56 228H55V230H58V229H56ZM61 228H62V227H61ZM61 228H60V229H61ZM71 228H72V227H71ZM130 228H131V227H130ZM132 228H133V227H132ZM145 228H146V227H145ZM3 229H4V228H2V231H3ZM15 229H16V228H15ZM35 229H37V227H36ZM35 229L33 228L32 230H35ZM41 229H42V228H41ZM43 229H42V231H43ZM45 229H44V231H45V237H46V236L48 237L49 234L46 235L47 232H46ZM60 229L58 230V232L60 231ZM64 229H65V228H64ZM64 229H62V230H64ZM153 229H154V227H153ZM155 229H156V228H155ZM11 230H12V229H11ZM62 230H61V231H62ZM133 230H134V228H133ZM7 231H8V228H7ZM7 231H5V232H7ZM20 231H21V230H20ZM25 231H26V232H25ZM28 231H30V232H28ZM36 231H37V230H36ZM36 231H35V233H34V232L32 233V237L34 236V234H36ZM38 231H39V230H38ZM38 231H37V232H38ZM47 231H48V230H47ZM49 231H50V230H49ZM49 231H48V233H50ZM52 231H51V232H52ZM13 232H14V231H13ZM16 232H17V230H16ZM18 232H19V231H18ZM18 232H17V235H16V233L14 232V234H15L14 237L17 238V236L20 235V238H21V239H20V238H19V239H20V241H21L22 238H25V237H24L25 234L22 236V235L20 234L21 232H20L19 234H18ZM23 232H22V234H23ZM39 232H40V231H39ZM39 232H38L37 234H39ZM62 232H63V231H62ZM64 232H65V231H64ZM88 232H89V231H88ZM2 233H3V232H2ZM9 233H12V232H9ZM27 233H28V234H27ZM41 233H43V232H41ZM41 233H40L39 235H41ZM55 233H56V235H57V231H56ZM65 233H67V232H65ZM68 233H69V232H68ZM68 233H67V234H68ZM7 234H8V233H7ZM12 234H13V233H12ZM12 234H11V236L14 235V234H13V235H12ZM53 234H54V233H53ZM53 234L50 233L51 236H49V237L52 238V241L50 240L51 238H49V237L43 239V240L46 239V240H45L46 243H49V241L47 242V239L50 240V242L52 243V245H51V247H50L51 250H49V251L46 252V251L44 250L45 248H42V247H41L42 251L44 250V251H43V252H44L43 255H45L44 257L46 258L47 262H49V263H47L46 261L44 262V259H45V258L42 260L43 256H41V255H42V251H41V255H40V250H41V249H40L39 246H38L39 244H38V245L35 244V242H39V239H40V238H39V239H36V238H34V237H37V236H34V237H33V239L35 240V241H34V240L31 238V234H30L28 237L31 238L32 243L34 242V244L37 245V247L39 248V250L37 251V248L35 249L36 246H34V244H33L34 247H32V246H31L32 243H30V244H28V245L31 246V248H29V249L31 250V251L29 250V251H30V254H28V253H29L28 249L26 250V251H28V252H26V254H28L29 256L25 254V250H23V249H22V250H23L24 252H23L22 250H20L21 253H24V254H22V256L25 255L24 258H26V260H27V258L32 259V258H33V255L35 256V254H32L31 252L36 253L35 251H33V250H36V251L39 253V255H40L41 258H38V257H39V256H38L35 260H30V259H28V260H30V261L32 262V263H31V262L29 261L31 264H43V263H44V264H45V263H46V264H50V263H51V264H55V263H54V261H55V258H54V257H58V254H57V256H56V253H55V252L58 251L57 253H59V247H61L60 244H62V241H61V239H60V242H61V243H60V242L58 241L59 239L57 238L58 236L55 235L57 241L60 243V244L58 243V244H59V247H58V246L55 247L54 245H56V244H55V241L53 240V237L55 238V236H53ZM88 234H89V233H88ZM2 235H3V234H2ZM4 235H6V234H4ZM39 235H38V236H39ZM43 235H44V234H43ZM61 235H62V234H61ZM63 235H64V234H63ZM0 236H1V235H0ZM11 236L9 237V235H8V236H7V239H8V237L11 239ZM39 237H40V236H39ZM42 237H44V236H42ZM64 237H65V236H64ZM193 237H194V236H193ZM5 238H6V237H5ZM5 238H4V239H5ZM26 238H27V237H26ZM59 238H60V236H59ZM185 238H186V237H185ZM12 239H13V238H12ZM5 240H6V239H5ZM13 240H15L16 242L18 241V240H16V239H13ZM25 240H26V239L23 240V243H25V242H24ZM27 240H28V239H27ZM27 240H26V241H27ZM31 240H28L26 243L30 242ZM65 240H67V239L65 238ZM65 240H64V241H65ZM185 240H186V239H185ZM189 240H190V239H189ZM11 241H12V240H11ZM20 241H18L19 244H20ZM163 241H164V240H163ZM66 242H67V241H65V243H66ZM9 243H10V242H9ZM21 243H22V242H21ZM26 243H25V244H26ZM63 243H64V242H63ZM65 243H64V244H65ZM154 243H155V242H154ZM167 243H168V242H166V244H167ZM180 243H181V242H180ZM229 243H230V242H229ZM10 244H11V243H10ZM12 244H13V243H12ZM16 244H17V243H16ZM64 244H63V245H64ZM158 244H159V243H158ZM166 244H165V246H166V248H167L166 250L170 251V252H168L169 255L172 254L171 252H173V255H175V256H173V257H175V258H176V257L179 258V257H181V256L184 257V256L186 255L185 253H186L187 249L189 250V244H185V242L182 243V244H180V245H178V244H172V243H170V244L168 243L167 245H166ZM184 244H185V245H184ZM206 244H207V243H206ZM237 244H238V243H237ZM48 245H49V244H48ZM119 245H120V244H119ZM155 245H156V244H154V246H155ZM183 245L186 246V247H184ZM198 245H199V244H198ZM204 245H205V244H204ZM241 245L243 246V244H241ZM22 246H25V245L22 244ZM30 246H28V247H30ZM52 246H53V249H52ZM154 246H153V247H154ZM230 246H233V245H230ZM242 246H241V247H242ZM17 247H18V246H17ZM57 247H58V248H57ZM63 247H65V246H63ZM63 247H62V248H63ZM157 247H158V246H157ZM225 247L227 248V245H225V246L223 245L222 247L220 246L219 249H220V248H225ZM233 247H234V246H233ZM235 247H236V245H235ZM238 247H239V244H238ZM241 247H239V249H240ZM22 248H23V247H22ZM25 248H27V247H25ZM33 248H34V249H33ZM47 248H48V247H47ZM143 248H144V247H143ZM155 248H156V247H155ZM158 248H159L158 250L161 249V247H158ZM217 248H218V247H217ZM236 248H237V247H236ZM32 249H33V250H32ZM60 249H61V248H60ZM63 249H64V248H63ZM164 249H165V248H164ZM191 249H192V247H191ZM239 249H238L239 252L243 250V249H240V250H239ZM46 250H47V249H46ZM61 250H62V249H61ZM130 250H131V249H130ZM166 250H165V252H166ZM233 250H234V249L232 248L231 251L233 252ZM246 250H247V249H246ZM54 251H55V252H54ZM162 251H163V253H164V250H162ZM162 251H161V252H162ZM217 251H218V249H217ZM238 251H237V249H236V256L238 255V254H237ZM243 251H245V250H243ZM243 251H242V252H243ZM247 251H249V250H247ZM252 251H253V250H252ZM258 251H260V250L258 249ZM18 252H19V251H18ZM53 252L55 253V255H53ZM159 252H160V251H159ZM159 252H157V255L159 254ZM161 252H160V253H161ZM190 252H191V251H190ZM214 252H215V251H214ZM228 252H229V251H228ZM228 252H227V253H228ZM234 252H235V250H234ZM242 252H241V253H242ZM250 252H251V250H250ZM250 252H249V253L246 252L245 255H246V254H250ZM256 252H257V251H256ZM256 252H255V253H256ZM260 252H262V251H260ZM260 252H259V253H260ZM16 253H17V252H16ZM16 253H15V255H16ZM221 253H223V251H222V252L220 251V252H218V253H216V254H214V255H216V257H217V254H218V257H217V258L219 259V254H221ZM227 253H225V255H226ZM262 253H263V252H262ZM262 253H261V255H262ZM18 254H19V253H17V255H18ZM31 254H32V256H31ZM36 254H37V253H36ZM131 254H132V253H131ZM165 254L167 255V253H164V254H163L164 259L166 258V255H165ZM188 254H189V253H188ZM191 254L193 255L192 252H191ZM201 254H202V253H201ZM230 254H232V253H230ZM242 254H243V253H242ZM257 254H258V253H257ZM65 255H66V254H65ZM159 255H160V254H159ZM159 255H158V256H159ZM192 255H191V256H192ZM199 255H200V254H199ZM221 255H222V254H221ZM228 255H229V253H228ZM232 255H235V253H233ZM258 255H259V254H258ZM0 256H1V255H0ZM2 256H3V255H2ZM18 256H19V255H18ZM18 256H17V257H18ZM20 256H21V255H20ZM22 256H21V258L19 257V259H21V261H24V260L22 259V258H23ZM26 256H27V257H26ZM30 256H31V257H30ZM62 256H63V255H62ZM131 256H132V255H131ZM161 256H162V255H161ZM161 256H159L160 258L155 257L154 260H155V259L157 260V258H158V260L161 259V261H162V260H163V259H162L163 257H161ZM223 256H224V255H223ZM226 256H227V255H226ZM226 256H224V258L226 259L225 262H226L227 264H228V262H229V263L232 262V263H230V264H234L233 261H230V260H234V259L236 260V259L238 258V256H237V257L233 256V257H235V258H233V257L231 256V259H230V258L228 259V257H230V256H227V257H226ZM239 256H240V258H241V257H242V258H245V257H246V256H244V254L241 255L240 253H239ZM243 256H244V257H243ZM248 256H249V255H248ZM248 256H247V257H248ZM262 256H263V255H262ZM4 257H5V255H4ZM15 257H16V256H15ZM15 257H13V258H15ZM170 257H171V256H170ZM170 257H169V260H168V258H167L168 261H166V262H169L170 260L174 259L173 257H172V259H171ZM189 257H190V255H189ZM209 257H210V256H209ZM216 257L214 258V257L211 256V258H214V259H216ZM221 257H222V256H221ZM58 258H59V257H58ZM58 258H57L56 260H58ZM60 258H61V257H60ZM186 258H187V256H186ZM240 258H239V259H240ZM260 258H261V257H260ZM263 258H264V257H263ZM7 259L9 260V259H11V258H7ZM15 259H16V258H15ZM147 259H148V258H147ZM179 259H180V258H179ZM227 259H228V261H227ZM248 259L250 260L251 257L249 256L248 258H245L244 260H247V261L249 262L248 264H250L251 262H250ZM11 260H12V259H11ZM11 260H10V261H11ZM17 260H18V258H17ZM62 260H63V259H62ZM156 260H155V261H156ZM192 260H193V259H192ZM198 260H199V259H198ZM201 260H202V259H201ZM210 260H211V259H209V261H210ZM235 260H234V261H235ZM241 260H242V259H241ZM244 260L242 261L243 264H245V263H244V262H245ZM261 260H262V259H261ZM2 261H3V262H7L6 260H4L3 257H2ZM10 261H8V262H10ZM12 261H13V260H12ZM14 261H16V260H14ZM58 261H60V260H58ZM135 261H136V260H135ZM142 261H143V260H142ZM145 261H146V260H145ZM159 261H160V260H159ZM159 261H158V262H159ZM173 261H174V260H173ZM178 261H180V263H181V260H178ZM206 261H207V260H206ZM206 261H205V262H206ZM209 261H208V263H209ZM255 261H256V260H255ZM262 261H263V260H262ZM3 262H1L0 264H4ZM27 262H28V261H27ZM29 262H28V264H29ZM52 262H53V263H52ZM55 262H56V261H55ZM146 262H147V261H146ZM149 262H150V261H149ZM158 262L156 261V263H158ZM199 262H200V261H199ZM211 262H212V260H211ZM218 262H219V260H217V264H218ZM223 262H224V261L222 260L221 263H222V264H225V262H224V263H223ZM23 263H24V262H23ZM144 263H145V262H144ZM162 263L165 264L164 261H163ZM169 263H170V262H169ZM171 263H172V261H171ZM171 263H170V264H171ZM173 263H174V262H173ZM177 263H178V262H176V264H177ZM185 263H186V262H185ZM197 263H198V262H197ZM219 263H220V262H219ZM221 263H220V264H221ZM167 264H168V263H167ZM199 264H201V263H199ZM203 264H206V263H203ZM210 264H212V263H210ZM213 264H215V261L213 262ZM235 264H236V263H235Z\"/></svg>", "mask_w": 264, "mask_h": 264}]
</instances>
